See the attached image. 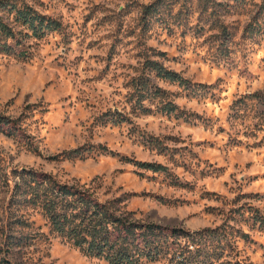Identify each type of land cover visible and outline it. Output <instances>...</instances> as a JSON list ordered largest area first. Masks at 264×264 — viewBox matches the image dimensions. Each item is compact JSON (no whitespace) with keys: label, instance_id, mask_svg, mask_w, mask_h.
I'll use <instances>...</instances> for the list:
<instances>
[{"label":"rangeland","instance_id":"obj_1","mask_svg":"<svg viewBox=\"0 0 264 264\" xmlns=\"http://www.w3.org/2000/svg\"><path fill=\"white\" fill-rule=\"evenodd\" d=\"M6 1L60 27L26 38L0 12L22 41L0 52V117L24 132H0V264H108L19 200L13 188L29 171L119 199L140 221L209 232L201 264H264V35L247 32L263 0H167L168 27L145 30L142 6L155 0ZM148 59L189 86L156 77ZM144 76L163 90L146 111L132 95Z\"/></svg>","mask_w":264,"mask_h":264},{"label":"trees","instance_id":"obj_2","mask_svg":"<svg viewBox=\"0 0 264 264\" xmlns=\"http://www.w3.org/2000/svg\"><path fill=\"white\" fill-rule=\"evenodd\" d=\"M208 1L202 0L201 4L207 7ZM171 11L172 6L167 0H155L142 6L143 30L148 29L154 20V23L168 27L166 15ZM0 12L14 14L16 22L27 31L24 34L26 38L42 37L60 27L57 20L40 14L29 6L18 8L15 3L6 0H0ZM247 32L252 37L264 35V0L257 18L248 25ZM19 35L0 16V52L11 51L15 46L21 45ZM145 68L163 81L189 86L187 79L156 60L148 59ZM132 89L133 97L145 111V101H152L163 94V90L152 84L146 76L135 78ZM176 109L172 103L164 107L169 113ZM0 132L17 138L24 133L17 121L8 117H0ZM69 155L82 156L77 150L69 152ZM137 164L153 172L165 170L158 164ZM26 174L28 176L22 177V183H16V188H13L20 196L19 200H29L31 204L41 206L44 216L50 221L52 232L88 257L104 260L108 264H151L165 258H170L174 264H201L205 263L201 261V256L207 255L208 258L206 246L202 244L212 238L209 232L191 234L181 229L143 222L135 219L133 212L123 211L118 206L121 202L119 199L102 201L94 193L75 185L61 184L47 173L29 171ZM257 221L264 225V219ZM4 261L10 264L9 260Z\"/></svg>","mask_w":264,"mask_h":264}]
</instances>
